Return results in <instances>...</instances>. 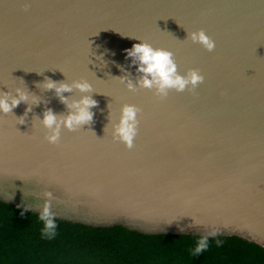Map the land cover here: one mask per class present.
I'll list each match as a JSON object with an SVG mask.
<instances>
[{
    "label": "water",
    "instance_id": "95a60500",
    "mask_svg": "<svg viewBox=\"0 0 264 264\" xmlns=\"http://www.w3.org/2000/svg\"><path fill=\"white\" fill-rule=\"evenodd\" d=\"M30 4L27 12L25 3ZM203 29L206 51L185 40ZM144 41L204 82L159 99L135 81L126 50ZM53 81L87 80L93 122L49 144L43 112L67 109ZM36 95L0 113V203L55 220L142 233L238 235L264 246V0H0V92ZM31 103V98L29 100ZM124 104L142 109L129 150L113 142ZM51 193V198L45 196Z\"/></svg>",
    "mask_w": 264,
    "mask_h": 264
},
{
    "label": "trees",
    "instance_id": "16d2710c",
    "mask_svg": "<svg viewBox=\"0 0 264 264\" xmlns=\"http://www.w3.org/2000/svg\"><path fill=\"white\" fill-rule=\"evenodd\" d=\"M39 216L0 203V264H264V246L234 234L142 233L54 219L48 239ZM202 237L208 247L194 254Z\"/></svg>",
    "mask_w": 264,
    "mask_h": 264
},
{
    "label": "clouds",
    "instance_id": "9594fccd",
    "mask_svg": "<svg viewBox=\"0 0 264 264\" xmlns=\"http://www.w3.org/2000/svg\"><path fill=\"white\" fill-rule=\"evenodd\" d=\"M30 8L29 3L23 5V10L27 12ZM185 40H190L193 44H199L206 51L215 50V41L206 34L203 29L187 32ZM127 57L131 58L132 65L136 66L137 76L135 81L128 73L118 77L121 84L132 92L138 89H148L159 99H166L169 92H194L198 85L204 82V76L199 69L189 68L185 74L178 72L177 64L173 58V53L163 48H154L147 42L133 44L131 49L126 50ZM36 87L43 88L45 91H54L55 96L65 105L66 114H56L51 108H46L43 112V119H39L40 123L47 130L44 139L49 144H57L60 140L61 129L66 128L70 132H75L85 124L93 122L94 113L91 109L97 106V101L92 95H82L79 99H71L66 97L64 93H93L92 84L87 80H73L71 83L65 81H53L51 78L45 77L44 81L37 83ZM15 95L10 92H0V113L7 115L19 106L22 102L27 104L24 116L18 117V124L25 123V117L32 111L33 105H38L40 101L36 95L30 97L29 92L23 88H15ZM31 98V103L29 100ZM142 109L136 105L124 104L120 108V116L118 123L112 125L113 142H121L126 148H133L134 138L138 132L140 121L138 114ZM45 196L51 198L50 192H45ZM50 199L46 200L39 219L44 222L42 236L51 239L55 236L56 224L54 216L51 212ZM215 235V232L209 233ZM221 242L217 241V245ZM208 247L207 237H202L194 254H199Z\"/></svg>",
    "mask_w": 264,
    "mask_h": 264
}]
</instances>
